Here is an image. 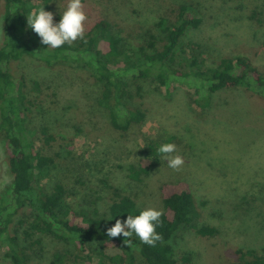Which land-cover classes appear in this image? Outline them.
Wrapping results in <instances>:
<instances>
[{"label": "rangeland", "instance_id": "rangeland-1", "mask_svg": "<svg viewBox=\"0 0 264 264\" xmlns=\"http://www.w3.org/2000/svg\"><path fill=\"white\" fill-rule=\"evenodd\" d=\"M67 2L56 6L65 10ZM180 3L193 4L203 21L181 38L176 67L189 71L183 57H196L209 67L222 57L245 56L264 73V14L260 13L264 0H83L84 25L104 18L135 46L133 39H142L147 28L158 31L154 26L158 17L169 18L173 6ZM2 11L1 4L0 15ZM10 71L15 77L24 76L30 87L38 83L32 96L39 105L32 110L29 128H46L57 138L46 146L56 162L41 185L49 189L58 181L64 183L75 210L96 209L102 216L111 203L113 187L127 191L140 208L161 209L160 185L184 180L199 213L194 223L217 230L210 236H201L193 227L175 232L169 243L188 255L190 264H235L237 248L264 249V96L239 87L201 98L190 78L169 79L166 86L152 78L141 80L139 91L135 83L132 86L133 102L145 117L121 134L99 103V85L84 69L52 68L25 57L12 61ZM167 140L176 144L175 154L184 160L180 169L169 168L159 157L148 175L139 180L128 176L142 150ZM10 180L0 137V194ZM35 238L38 243L27 249L31 264H50L61 250L75 252L71 243ZM0 264H10L3 254Z\"/></svg>", "mask_w": 264, "mask_h": 264}, {"label": "trees", "instance_id": "trees-1", "mask_svg": "<svg viewBox=\"0 0 264 264\" xmlns=\"http://www.w3.org/2000/svg\"><path fill=\"white\" fill-rule=\"evenodd\" d=\"M61 1L0 0L3 5L0 15V137L11 174L9 185L0 194V254L10 264H31L27 249L31 243H38L36 236H46L71 243L75 248V252L67 249L56 252L50 264H138L139 259L144 264H190V257L175 251L169 243L175 232L180 227H193L201 236H210L217 230L194 223L199 213L186 181L163 182L159 187L162 205L159 210L163 215L162 225L156 231L162 239L155 246H149L134 236L131 247L123 246L122 236L109 238L106 235L107 228L117 219L138 215L145 209L140 208L127 191L113 187L111 203L101 216L96 209L92 212L75 210L64 183L58 181L49 189L41 185L56 162L46 146L57 138L46 128H29L32 110L39 105L36 96H32L38 83L30 87L24 76L15 77L10 64L31 57L52 68L74 65L84 69L99 85V103L108 112L111 126L121 134L136 128L145 117L133 102V94L141 89V80L152 78L159 86H166L169 79L190 78L195 81L196 95L201 98L239 87L264 96V73L245 56L222 57L209 67L200 64L196 57H183L189 71L176 67L177 57L182 53H178L181 38L203 21L191 3L174 5L169 18L159 16L154 23L158 31L145 29L142 39H133L135 46L119 36L108 20L100 18L85 27L83 40L77 39L56 49L47 48L28 27L27 17L45 7L58 21L59 13L64 11L56 6ZM35 134L39 135V141L35 140ZM160 145H149V149L141 151L138 163L129 167L130 178L139 180L140 176L150 173L159 160L157 148ZM104 183L107 185L106 181ZM15 221L18 227L13 231ZM234 254L235 264H264V249L237 248Z\"/></svg>", "mask_w": 264, "mask_h": 264}, {"label": "clouds", "instance_id": "clouds-1", "mask_svg": "<svg viewBox=\"0 0 264 264\" xmlns=\"http://www.w3.org/2000/svg\"><path fill=\"white\" fill-rule=\"evenodd\" d=\"M54 13L41 7L27 17L28 27L40 37V43L47 48L56 49L65 44H71L77 39H84L87 19L83 8V0H68L60 19L54 20ZM175 143H163L157 148L161 159L167 162L171 169L178 170L184 164L181 156L175 154ZM163 211L148 207L139 211L138 215L129 214L123 220L117 219L115 224L107 228L109 238L122 236L123 246H133L132 237L149 246H155L162 236L156 229L162 225ZM111 220V219H109Z\"/></svg>", "mask_w": 264, "mask_h": 264}]
</instances>
